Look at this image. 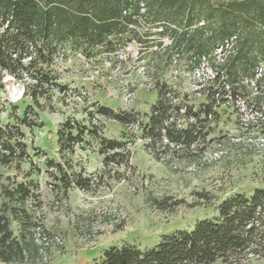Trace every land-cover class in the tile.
Wrapping results in <instances>:
<instances>
[{
    "label": "rangeland",
    "instance_id": "rangeland-1",
    "mask_svg": "<svg viewBox=\"0 0 264 264\" xmlns=\"http://www.w3.org/2000/svg\"><path fill=\"white\" fill-rule=\"evenodd\" d=\"M136 29L143 34L150 27L144 19ZM151 42H136L117 55L92 60L71 54L69 60L46 67L64 88L44 84L36 100L24 94V81L9 75L0 81V125L10 126L11 143H17L13 162L0 167V183L17 187L13 205L25 217V232L46 264H94L106 248L123 244L145 249L163 235L213 217L225 198L264 189V99H255L252 92L224 96L196 144L157 157L146 149L139 129L96 113L103 105L146 121L157 92L144 85L139 61L144 59L145 71L164 83L170 69L165 54L152 52ZM188 54L177 57L180 76L172 84L190 94L187 103L197 109L206 100L191 95ZM66 119L76 128L92 130L81 135L71 154H61L57 142L56 132ZM99 135L124 142V163L103 165ZM218 150L221 157L212 160ZM63 172L68 179L72 173L89 179L87 187L68 186ZM8 219L17 235L19 220L10 214ZM248 259L243 264H264V252Z\"/></svg>",
    "mask_w": 264,
    "mask_h": 264
},
{
    "label": "trees",
    "instance_id": "trees-1",
    "mask_svg": "<svg viewBox=\"0 0 264 264\" xmlns=\"http://www.w3.org/2000/svg\"><path fill=\"white\" fill-rule=\"evenodd\" d=\"M140 4L150 27L143 34L136 29ZM158 27L161 31L151 33ZM153 35L157 36L153 46L160 36L172 38L169 47L153 53L165 54L170 64L174 54L182 57L188 52L191 69L200 55L236 38L235 52L220 66L223 77L217 75L205 88L206 103L197 109L188 105V94L155 76L157 98L145 122L128 111L96 108L99 116L139 129L153 156L189 150L204 136V127L227 94L252 92L255 99H264V74L255 78V69L264 60V0H0V81L6 75L24 81V94L36 100L44 84L64 88L46 67L76 53L90 60L117 55L131 40L147 45ZM20 122L25 124V118ZM84 126L76 128L70 119L62 123L56 132L61 154H71L82 142L81 135L92 132ZM12 138L10 126L0 125V167L12 163L16 155ZM97 140L104 166L126 161L123 141L100 135ZM62 174L68 186L87 187L89 179ZM16 189L0 183V262L46 264L39 257L40 247L25 232V217L13 205ZM9 214L19 220L17 235L9 228ZM263 252L264 189L257 188L249 196L238 193L225 198L216 205L213 217L194 222L189 230L163 235L145 249L128 244L108 247L94 264H243L250 255Z\"/></svg>",
    "mask_w": 264,
    "mask_h": 264
},
{
    "label": "built area",
    "instance_id": "built-area-1",
    "mask_svg": "<svg viewBox=\"0 0 264 264\" xmlns=\"http://www.w3.org/2000/svg\"><path fill=\"white\" fill-rule=\"evenodd\" d=\"M145 13V7L143 4H140V12L139 15H137L138 23H141L145 18L143 17ZM156 31H161V28H154ZM235 36L230 37L229 39L224 40V42L216 45L213 47L210 53L207 55L202 54L198 57L199 61L196 65L192 67V69L189 71L190 77H192L193 82L191 84L192 93L193 96H202L204 97L206 94V87L213 82V80L216 78L217 75L223 77L224 75V69L220 68L225 61L227 60L228 56L235 52V43H236ZM159 44L154 45V50L163 51L166 47H169L172 44V38L169 35H163L158 38ZM136 44L135 40H131L130 43H128L127 46ZM127 46L125 49H127ZM178 55L174 54L171 59L170 63V69H169V82H167L170 85H173V81L178 79L180 76V71L178 67L176 66ZM58 59H61L60 57ZM194 59V58H193ZM69 60V59H68ZM191 62V61H189ZM213 64L218 65L212 66ZM144 59H140L137 72L143 77L144 79V85L149 89H155V82L156 79L154 78L153 74H148L144 69ZM263 66V67H262ZM264 74V60L259 63L257 68L255 69V78L260 77ZM253 85V82L251 83ZM125 93V98L129 99V96L131 95L130 92L126 91V88L123 89ZM128 90V89H127ZM255 93V91H254ZM190 94H188V97ZM226 97L230 98V95H226ZM238 97V96H236ZM181 113H183V110H180ZM210 117V116H209ZM221 151H214L210 158L212 160H217L221 157ZM55 242H60L59 237H54Z\"/></svg>",
    "mask_w": 264,
    "mask_h": 264
}]
</instances>
